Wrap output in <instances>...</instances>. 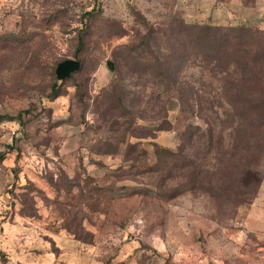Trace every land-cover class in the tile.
Instances as JSON below:
<instances>
[{
	"label": "rangeland",
	"instance_id": "374dc122",
	"mask_svg": "<svg viewBox=\"0 0 264 264\" xmlns=\"http://www.w3.org/2000/svg\"><path fill=\"white\" fill-rule=\"evenodd\" d=\"M85 1L0 0V33L16 30L19 19L35 21L45 37L21 48L52 68L20 81L15 93L4 94L13 83L0 78V264H264V234L245 226L251 204L264 201L262 128L238 144L241 158L219 163L217 149L192 157L186 144L188 157L177 155L185 140L175 101V130L153 139L132 135L128 116L119 126L104 120L115 78L124 88L131 78L115 58L149 24L183 18L264 30V0H97L77 49L65 28ZM65 58L81 67L58 80L54 69ZM244 168L255 174L241 175Z\"/></svg>",
	"mask_w": 264,
	"mask_h": 264
},
{
	"label": "trees",
	"instance_id": "16d2710c",
	"mask_svg": "<svg viewBox=\"0 0 264 264\" xmlns=\"http://www.w3.org/2000/svg\"><path fill=\"white\" fill-rule=\"evenodd\" d=\"M99 10L97 0H86L80 5L78 17L71 14L65 29L75 33L77 49L84 46L91 20ZM29 18L36 20L33 14ZM35 27V21L26 23L19 19L16 30L0 33V78L8 77L13 83L5 88L4 94L15 93L22 80L44 78L52 69L42 60L35 62L37 51L21 48L39 47L37 39L45 37L42 34L46 29L35 31ZM125 49L115 60L120 63L119 69L125 68L131 78L125 88L121 85L123 78H115L117 82L112 84L115 96L106 100L112 106H107L104 120L119 126L128 116L127 128L132 135L140 136L134 134L139 130L153 139L159 131L175 130L169 118L172 109L169 104L175 101L176 119H183L180 137L185 140L177 155L183 153L186 144L195 149L192 157L212 156V150L217 149L219 163L241 158L236 147L246 136L252 137L253 130L262 128L264 135L263 29L188 23L180 18L176 23H165L164 27L149 24L147 33ZM25 58L29 64H12ZM20 67H26L25 73H19ZM50 90L52 94L58 91L57 81ZM118 108L122 111H117ZM225 142L232 151L224 148ZM151 144L175 158V152L167 147L155 141ZM242 173L255 174V171L244 168Z\"/></svg>",
	"mask_w": 264,
	"mask_h": 264
},
{
	"label": "crops",
	"instance_id": "0c3cea01",
	"mask_svg": "<svg viewBox=\"0 0 264 264\" xmlns=\"http://www.w3.org/2000/svg\"><path fill=\"white\" fill-rule=\"evenodd\" d=\"M262 186H264V182ZM263 202L261 204L253 202L250 208L248 209L245 220V226L248 232L253 231L256 234H258V232L264 234V203Z\"/></svg>",
	"mask_w": 264,
	"mask_h": 264
},
{
	"label": "water",
	"instance_id": "95a60500",
	"mask_svg": "<svg viewBox=\"0 0 264 264\" xmlns=\"http://www.w3.org/2000/svg\"><path fill=\"white\" fill-rule=\"evenodd\" d=\"M107 65L110 69L112 68L110 61H107ZM80 67L81 63L79 59L65 58L56 64L54 72L58 80H63L69 77L73 72L79 70Z\"/></svg>",
	"mask_w": 264,
	"mask_h": 264
}]
</instances>
